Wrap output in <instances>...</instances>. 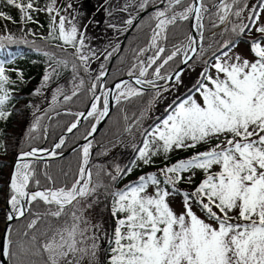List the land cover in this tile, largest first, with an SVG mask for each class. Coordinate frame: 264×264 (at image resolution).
Instances as JSON below:
<instances>
[{"label": "snow or ice", "instance_id": "snow-or-ice-1", "mask_svg": "<svg viewBox=\"0 0 264 264\" xmlns=\"http://www.w3.org/2000/svg\"><path fill=\"white\" fill-rule=\"evenodd\" d=\"M149 0H143L140 7L144 8ZM182 0H167L164 10L155 11V29L150 40V47L156 48L153 56L148 58L147 66L143 61L139 62V77H144L148 68L152 67L165 51L157 43L165 33L168 25L179 20H188L190 15L195 16L194 27L202 29L203 14L205 11L202 0L200 6L189 5L182 12L173 11L174 6L180 5ZM4 3L17 8L22 21H31V12L35 11L33 0L26 3L21 0H4ZM239 0H233L232 4L226 0H220L218 6V19L224 23ZM53 3L47 7L52 13L57 11ZM264 8V3L259 5ZM171 12V15L169 13ZM235 15L239 17L241 10L237 9ZM259 13H250L249 19L255 24L259 19ZM0 18L12 20L10 15L0 11ZM66 17L60 16L59 24L55 25L53 17L52 31L59 29V39L64 44L76 47V53L81 64L87 65L88 55L82 53L84 47V35L78 33L74 24L65 28ZM70 23V22H69ZM132 24V20L126 21ZM243 33L251 30L248 25L233 27V31ZM264 34V26L255 29ZM77 38L78 44H77ZM12 41L11 36H0V42ZM188 45L185 48L184 61L190 59L188 51L195 53V41L191 35L188 37ZM3 47V43H0ZM228 51H222L215 56V63L211 68L215 69L216 75H210L206 68L201 73L203 79L198 83L195 91L199 93L200 100L193 95L169 106V115L160 124L156 125L144 140V146L139 149L138 159L144 164L151 163L150 156L157 152H150V144L158 143L159 149L165 154L175 149L195 148L200 143H207L211 138L224 136L222 143L215 144L206 151L197 152L190 158L181 159L171 166L160 170L164 176V184L172 185L170 192L166 187H160L161 181L156 173L142 175L134 185H127L125 189L113 193L114 200L112 215L122 217L116 219L114 231V247L111 249L109 264H264V37L251 42V52L255 59L249 60L239 55H230V42L222 46ZM146 49H141L143 53ZM180 52V48L172 51L164 60L163 64L156 67L154 76L160 77L161 68L173 60ZM45 56L52 54L45 52ZM94 55V53H93ZM111 55V54H109ZM58 64L67 65V61H57ZM75 65L73 70L75 71ZM137 65L133 64V68ZM103 69V65H101ZM54 71V70H53ZM129 76L133 72L129 71ZM180 72H175L177 82ZM50 73L46 70L42 80V86L50 79ZM105 75L101 71L96 77ZM22 79V75H21ZM15 83L5 74L4 62L0 61V119H7L10 112L5 110V104L10 99L8 85ZM135 84H150L156 87L152 80L135 79ZM101 89L104 85H99ZM97 83L93 82L90 91H95ZM116 93L103 92V109H98L97 103L91 104V110L84 113H76L77 122H73L67 131L71 133L77 128L79 119L95 117L97 121L108 113V96L112 94L116 100L141 94V90L133 87L127 81H121L115 85ZM59 91V89L57 90ZM40 89H36L39 93ZM76 93L73 92V95ZM157 91V96H159ZM55 99V97H54ZM71 99L64 96V100ZM101 97L94 96V101ZM39 123V117L31 126L34 130ZM96 125H92V132ZM88 136L84 139L88 140ZM64 138L49 151L47 149L32 148L30 151L21 152L17 158L15 169L11 174V195L7 203L11 211L6 219L11 221L25 215L29 209L26 205L42 200L47 205H55V211L50 215L61 216L66 206H71L79 198L87 197L95 192L91 186V171L86 167L89 163L91 141L82 147V161L79 166L78 178L70 187L51 188L28 191L29 184L34 179V171L25 158L38 157V154L55 156L56 149L64 144ZM135 163V162H133ZM214 165L219 166V171L212 172ZM192 169H200L205 173V178L191 192L179 193L183 198V211L177 213L168 203V197L177 192L175 186L183 180V174ZM129 167L127 172H131ZM123 174L117 168V176ZM113 176L112 179H117ZM46 178L51 181L52 177ZM189 182L190 179H189ZM155 186L152 195L146 194L149 185ZM39 189V180H36ZM200 208L206 215L207 220L201 218L193 211V207ZM236 213L235 216L231 213ZM71 228H64L53 233L43 244V250L48 253V264H60V260L66 258L69 253L82 252L88 254L86 248H79L76 239L79 231V217L73 213ZM38 219V217H37ZM31 220L27 227L31 229L37 222ZM210 221V222H209ZM9 235L0 248V256L9 257L16 255L12 251V240ZM35 240V237H33ZM20 252L27 254L28 248L20 245ZM96 245L91 246V255L95 256Z\"/></svg>", "mask_w": 264, "mask_h": 264}, {"label": "trees", "instance_id": "trees-1", "mask_svg": "<svg viewBox=\"0 0 264 264\" xmlns=\"http://www.w3.org/2000/svg\"><path fill=\"white\" fill-rule=\"evenodd\" d=\"M64 1L66 2V4H72L71 8L73 9L74 6L78 4V1L81 0ZM110 1H112L111 5L115 9V12L108 14V21L110 23H108V25L106 23V25L108 28L115 26L116 30L113 28L114 30H112V32L108 31V33L105 34H109L108 37L117 36V38L112 37L111 39L112 42L115 43H113L104 57V61L101 64L103 65V68L105 67L107 60L110 57L109 54H112V52L116 50L123 33L126 31V28L129 25L126 23L127 14L129 15L131 14V12L137 13L138 11L143 9L140 7L143 0H133L129 7L122 6L121 0ZM154 1L156 0H149L148 4L144 8H147ZM212 1L213 0H202L205 6L210 5ZM97 2L98 0H82V3H85L86 8L82 6L78 8L77 6L76 9L85 10L84 13L90 11L92 17L96 14L99 8V6H96ZM188 2L189 0H182L181 4L177 6L187 5ZM242 2L243 0H239V3L235 5L234 8L238 7ZM262 3L263 0H257L251 13L258 12V10L260 9L259 5H261ZM166 4L167 0H164L163 7H165ZM218 6L209 8L205 11L203 16V39L199 50L195 54V57H200L202 56V54H204L203 57L207 55V59L205 57L206 64L202 72H204L208 65L211 63L212 58H214L216 55H219L222 51L228 50L227 48L222 47L225 42H230L234 45L236 42L240 41L242 37L239 33L231 34V32L228 31L223 32L219 36V32H221L222 29H219L217 31L215 30L213 33H209L211 29L215 28L220 23L218 16L216 15ZM154 10L155 9L147 11L132 26L121 49L113 56L108 74L105 78V83H108L112 79L125 74L128 71V67L130 66L131 62L138 61V58L141 54L139 49L148 41L150 25L154 20ZM4 12L9 13L10 16H14L13 12H7L6 10H4ZM214 14L217 17H213ZM254 18L255 16H253L251 20L248 19L247 21L246 25H248L250 29L252 20H254ZM102 20L103 16L99 18L98 23L102 22ZM188 22L189 19H178L174 24L167 26L164 36L162 37L163 40L160 41L164 43L163 48L165 49V51L161 53L160 58L164 54L169 53L174 46L185 41L189 30ZM4 23L5 19L0 18V26ZM38 24L41 27L38 31V35L37 33L35 34L38 39H42L51 45H66L62 40L59 39L57 32L54 31L53 35L49 36V32L52 31V29L48 30L47 32H43V30L46 29V18L44 17V15L39 16ZM96 27L100 28L99 26ZM247 32H249V30L245 31V33ZM104 37H106V35H104L103 38ZM262 37L264 36L257 35L250 40L247 39V41L252 42ZM220 38L223 40L225 39V41L221 44H219ZM244 40L246 39L244 38ZM0 43H3V47H0V61L4 62V68L7 70L5 74L9 76L10 80L15 81V83L8 85V89L11 95L9 101L4 106L5 110L10 112V115L7 117V119H0L1 213L3 209L2 200L5 194L4 189L6 186V169L7 165L10 162L7 160L6 156L8 154L10 155V153L14 150L24 149L33 144H42L43 146H49L51 142L58 136V134L68 125V123L74 119L77 111L83 109L86 106L93 91H90L91 88H88V82H86L87 76H85L83 83L81 82L82 87L81 85H76L75 89H66V80H64L63 89L65 91L70 90L69 93H67L66 95H60L55 101L51 102L50 104H46L45 106H38V101H41L42 98L40 93H36V89H38L39 82H41L45 67L49 64H53L52 58L54 54L50 53L52 54L51 57L45 56V51H42L31 45L27 40H12L11 42L2 41ZM152 49L154 54L156 52V48ZM103 56L104 55H102L100 59H102ZM160 58H158L157 61ZM100 59H96V62L98 63ZM60 61H67V65L65 66L64 64H59L60 67L54 69V71L50 73V77H55V80H58L62 77L66 79L71 72H74V70H71L68 60L65 57H60ZM179 62L180 54H178L173 58V60L165 64L163 70L169 71L176 67ZM82 65L84 66V64ZM56 71L58 72V75H55L54 72ZM95 73L96 71H94L92 75L95 76ZM202 79L203 77L200 75L199 79H196L187 88L176 94L173 100L169 104L164 106V108H162L161 111L144 126L139 135L138 141L132 148L131 152L126 156L127 162L122 169L123 174L118 175L117 179L115 180L112 179V184L114 185L116 181L126 179V177L127 179L125 180V182L121 183V187H117L116 189H103V191L100 193L101 200L99 202L100 204L106 202L111 216V227L109 229V232L107 233V239L104 242L105 245L103 249L100 250L103 253V255L101 256V264H106V252L108 251L110 244L114 238V231L116 227L117 218L112 215L111 207V202L113 201L114 197L113 193L117 190L125 189L127 185H134L138 181V178L142 176V174H140L141 172L137 173V176L131 175V173L133 171V162L139 153V149L144 144V140L145 138H147L148 133L167 113H169V106L174 105L176 102L193 93L198 86V83ZM42 90L45 92L48 90V87H42ZM73 92H75L76 94L73 95ZM151 92V90H141V94L139 95L129 96L127 98L116 100L112 109L107 115L101 129H99L91 139L92 143L96 144L95 147L98 145V147H100L101 144L106 143L115 137L124 135L127 131V124L135 116L136 110L138 112V107L142 106L141 104L145 101V95ZM64 96H69L71 97V99L65 101ZM134 97L140 98H138L137 103H134L135 105H132V103L129 101L133 100ZM58 103L59 105L65 106L55 108L54 106L58 105ZM19 115L22 116L21 121L18 120ZM37 117H39L38 126L36 129L32 130L31 126L34 122H36ZM94 118L95 117H89L87 119L84 118L78 124L76 129L65 136V142L61 146V148L64 149L79 140L83 135L81 134L83 129L89 127L94 121ZM113 118L115 119V122H111L109 124V120ZM138 119L139 118H137L136 120ZM113 128H118L115 133H113ZM86 130H84V133ZM80 147L81 146H78L77 148H74L72 151L66 154L50 159L48 162L41 160L30 161V164L34 171V179L31 180L29 188L37 187L36 180H39V186L42 187L44 185H50L51 183L53 185L55 182V184H57V182L58 184L63 185L68 184L70 179H72L73 177L74 169L78 162ZM197 147L193 148L192 150H197ZM95 151L96 148L94 149V151H92L93 153L91 154V156L95 153ZM168 160L169 159L167 158L160 163L153 162L144 169V171H147L145 173H149V171L157 169V167L161 165H166ZM129 167L132 168L131 172H127V169ZM46 175L51 176L52 180L49 181L46 178ZM204 178L205 176L202 178L196 177L194 179H190L191 182H189V180H186V182L188 185H195L196 187ZM28 209L29 211H26L23 217L14 220L10 226V237L13 242L11 247L13 253H16V255L12 256L11 258L7 257L8 264H48L47 252L43 250L44 242L51 238L53 233L62 230L66 224H70V222L73 220L69 215L71 214L69 212L71 206H66L61 216L59 217L50 215L51 211L57 210L55 205H47L39 199L29 205ZM33 219H37V222L31 229H29L27 225ZM33 237H35V240H33ZM26 242H28L30 245H26ZM21 244H24L26 247L29 246L27 248L30 249V252L28 251L27 254L21 253Z\"/></svg>", "mask_w": 264, "mask_h": 264}, {"label": "rangeland", "instance_id": "rangeland-1", "mask_svg": "<svg viewBox=\"0 0 264 264\" xmlns=\"http://www.w3.org/2000/svg\"><path fill=\"white\" fill-rule=\"evenodd\" d=\"M106 1L107 0H100V2H99V0H98L99 3L97 2L96 6H99V8H98V11L96 12V14L93 15L95 18L92 16L94 18L93 19L91 17L90 11L87 13L86 12L84 13L85 10L76 9L77 6H78V8L80 6L86 8L85 3L83 4L82 0L78 1V4L76 6H74L73 9L71 8L72 4H66V2L64 0H54L53 7L57 11H54L52 13H49L46 9L50 3H53V0H33L34 8L36 9L35 11H32L30 13L33 19L31 21L25 22V21H22L20 19L21 13L17 8H15L14 6L7 5L6 3H4V0H0V10H3V11L6 10L7 12L10 11V12L14 13V16H11L12 20L5 19V23L0 26V36H4V37L11 36L12 40H27V41H29V43L31 45L35 46L36 48H38L42 51H45L47 53H53L54 54V56L52 58L53 64H49L45 67L44 74L41 78V82H39V86H41V87L38 86V88L40 89L39 93H40L42 99H41V101H38V106L39 105L45 106L46 104H50L51 102L55 101L60 95H66L67 93H69L70 90L65 91L63 89L64 88V80H66V89L67 88L68 89H72V88L75 89L76 85L77 86L81 85V87H82L81 82L83 83L85 76H87L86 82H88V88H91V85L93 82L97 83V88H98L101 77L98 81L96 80V77L99 75V73L101 71H104L105 67L107 66V64L110 60V57L112 56V54L114 52H112L109 59L107 60L105 67L102 70H101V66H99V65L102 64V62L104 61V57H105L106 53L111 48L113 43H115V42H112V40H111L112 37L117 38V36L108 37L109 34H105V33H108V31L112 32V30L115 29V26H113V25H112L113 27H111V28L107 27L108 23H110L108 21L109 20L108 14L115 12V9L111 5L112 1H110V0L107 2ZM256 1L257 0H243V2L238 7L234 8L232 10V13L229 14L228 21L226 20L225 23H223V25L221 27H220V25L222 23L220 22L215 27L216 29L213 28L209 31V33H213L215 30L217 31L219 29H222V31L219 32V36H220V34H222L225 31L231 32V34L239 33L242 36L241 40L236 42L234 44V47L231 48L230 55H232V56L239 55L242 58L249 59L250 61L254 60L255 57H254V54L251 52V48H250L251 42H248L247 39L250 40L251 38L256 37L257 35L264 36V34L259 33L255 30L259 26H264V8L260 7V9L258 10V13L260 14L259 19L256 21L255 24L251 25V30H249V32L245 33V31H244L243 33H240L238 30L233 31V27L241 25V24H244V25L247 24V21L249 19V15H250L254 5L256 4ZM21 2L26 3L27 0H21ZM132 2H133V0H121L122 6H126V7H129V5ZM159 2H160V0H156L152 4L159 3ZM226 2L229 4H232L233 0H226ZM263 3H264V0H263ZM152 4H150V5H152ZM163 4H164V0H163ZM163 4L157 5V7L154 8L155 9L154 13L157 10H164L165 7H163ZM118 5H119V3H118ZM189 5H191V0H189L187 5H181V6L174 7L173 11L182 12L183 9ZM204 8H207V7L204 5ZM143 9H146V8H143ZM237 9L241 10V15L239 17H237L235 15V11ZM129 10H130V8H129ZM137 13L131 12V14H129V15L127 14L126 21L129 19H131L133 21V18L135 17V15ZM6 15H9V13H6ZM40 15H44V17L46 18V27H45L46 29L43 28V29H45V30H43V32H47L48 30L52 29L53 17H55V25H58L60 16H64V17H66V23H65L66 29L70 28L71 25L74 24L77 28L78 33H83V35H84V47L81 49V51L83 54L88 55L89 58H92V59H89L87 61L86 67H85V65L83 66L81 64V62L79 61L77 53H76V47H74L72 45H68V44L60 45V46L51 45L48 42H45L44 40L38 39V37H36L35 34L37 33V35H38V31L41 28L40 25L38 24V19H39ZM169 15H171V12L169 13ZM216 15L218 16V11H217ZM216 15L214 14L213 17H217ZM102 16H103L102 22L98 23L99 18H101ZM190 20H191V15L189 16V22H188L189 30H188V34H187L185 41L181 44H177L176 46H174L170 50L169 53L164 54L155 64L152 65V67L148 68V71L144 77L154 76L156 67H158L160 64H163V60L168 55H170L172 53V51L176 50L177 48H180L179 54H180V62H181V58H182L183 54L185 53L184 47L187 43L186 41H188V37H189V33H190V27H191L190 26V23H191ZM254 20H256V17L254 18ZM90 22H91V24H90ZM156 22L157 21L154 18L153 22L150 25V32L148 35V41L143 46H141V48L139 49V50L146 49V51H144L143 53L140 54L138 61L131 62L130 66L128 67V71L125 74L120 75V76H124V75L128 74L130 70L133 72V74H138L140 61H143L145 63V66H147L148 58L154 55L153 49H152V47H150V40H151V37L153 34V30L155 29ZM106 23H107V25H106ZM104 25H106V26H104ZM130 25L131 24L128 25L126 30L129 28ZM96 26H99L100 28H97ZM129 31H128V33H129ZM55 32H57V35L59 37L58 27L55 28ZM124 33H123V35H124ZM128 33H127V35H128ZM104 35H106V37L103 38ZM123 35H122L121 39L123 38ZM127 35H126V37H127ZM126 37H125V39H126ZM244 38L246 40H244ZM78 39L79 38H77V44H78ZM121 39H120V41H121ZM202 39H203V34H202ZM161 40H163V38L158 40L157 43L160 47H163L164 43L160 42ZM5 41H7V40H5ZM224 41H225V39L223 40L220 38L219 44L223 43ZM124 42H125V40H124ZM155 50H157V49H155ZM198 50H199V48H198ZM196 52L193 54V56L190 58V60L186 63V65L184 66V68L180 72L181 74H180L179 82H177L176 77H175L164 85L149 88V89H140V90H151L152 92L145 95V98H144L145 101L141 104L142 106L138 107V112L136 110L135 116L127 124V131L124 135L119 136V137H115L112 140L101 144L100 147H98L99 146L98 144H97L98 146L95 147L96 144L92 143L91 139L94 137V135L89 140V141H91V144H92V147L90 148V150L94 151V149L96 148L95 153L92 156H90L89 163H88V169L91 171V186L95 187V192L92 195H89L87 197L79 198L78 201L74 202L71 205V209L69 211L71 213V214H69L70 217L73 216V213H75V215L77 217H79V221H78L79 231L83 232L82 236L79 233L76 236V239L78 241L77 246L79 248H86L89 250V252H88V254H85L82 252L69 253V255L66 258H63L60 260V264H101V256L103 255V253L100 250H102L104 245H105L104 242L107 239V233L109 232V229L111 227V216L109 213V208L106 205V202L101 203L102 205L99 202L101 200L100 199V193L103 191V189L107 190L108 188L109 189L110 188L116 189L117 187L118 188L121 187V183L125 182L127 177H126V179L116 181L114 185L112 184V177L117 176V168H119L121 170L123 169L125 163L127 162L126 156L131 152L132 148L134 147V145L138 141L139 135H140L142 129L144 128V126L147 123H149L150 120L155 115H157L161 111L162 108H164V106L169 104L173 100V98L175 97L176 94H178L179 92H181L182 90L187 88L196 79H199V77L203 71V68L206 64L205 61L207 59V55L205 56L206 59H205V57H203L204 54H202V56H200V57H198V56L195 57ZM93 53H94V55H93ZM102 55H104V56L102 59H100L102 57ZM60 57H65L68 60V63H69L71 70H73V65H75L76 66L75 71L71 72L66 79H64L62 77L58 80H55V77L54 78L50 77L47 84L42 86V80H43V77L45 75L46 70L49 73H51L54 69H57L60 67V65L57 63V61L60 60ZM96 59H100L98 63L96 62ZM213 63H215V57L211 59V63L208 65L207 69H208V72L210 75L215 76L216 75L215 69L211 68V65ZM133 64H136L137 67L133 68ZM6 71L7 70L5 69V72ZM94 71H96L95 76L92 75V73ZM168 72H170V70L164 71L163 68H161L160 76H162ZM54 73H55V75H58L57 71ZM80 74H81V76H80ZM120 76H118V77H120ZM112 80H114V79H112ZM111 81H109V82H111ZM108 83H105V79H104V84L106 85ZM129 84H131V83H129ZM131 85L133 87L137 88L134 84H131ZM42 87H45V88L48 87V90L44 92L42 90ZM97 88L95 89V91L97 90ZM58 89H59V91H57ZM95 91H93V92H95ZM157 91H159V93H160L159 96L156 95ZM190 95H193L197 100H200L199 93H197L196 91H194ZM54 97H55V99H54ZM186 97H184V98H186ZM138 98H140V97H134L133 100H130L129 102H131L132 105H135L134 103H137ZM61 106H65V105H59V103H58V105H56L54 107L56 108V107H61ZM97 106H98V109L101 110V106H102L101 99L99 100ZM80 110H78V111H80ZM168 115H169V113H167L156 125L160 124L164 119L167 118ZM75 117H74V119H75ZM18 118H19L18 119L19 121L22 120L21 115H19ZM137 118H139V119L136 120ZM72 121H70L68 123V125ZM96 121L97 120L94 118V121L92 122V124L89 127L83 129V131L81 132V134H83L82 136H84L89 131V129L92 127V125L94 123H96ZM111 122H115V119L113 118V119L109 120V124ZM101 127H100V129H101ZM117 129L118 128H113V133H115V131H117ZM84 130H86L85 133H84ZM147 138L151 141V137H148V135H147ZM224 139H225L224 136H220L219 138L213 137L207 143L198 144L197 146L199 147V149L196 146L197 150H192L193 148H187V149H175V148H173L167 154H165L162 149L158 150V148H159L158 143H151L150 144V152H157V154L150 156L151 163L144 164L142 160L138 159V157H139V153H138V155L136 156V158L134 160L135 163H133V171H132L131 175L137 176L138 175L137 173H140V172H141L140 174H142V175H147L149 173H156L158 179L161 181L160 187H162V188L166 187L170 192H172L173 191L172 185H165L164 184V176L161 174L160 170L166 166H171V164H173V163H175L181 159L190 158L193 154H195L197 152L206 151L209 148H211L212 146H214L215 144L222 143L224 141ZM75 143H73V144H75ZM73 144L69 145L68 147L72 146ZM79 146H81L80 147V155L78 158L77 165L75 166V169H74L73 177H72V179H70L69 183L66 185H63V184H58V182H57V184H55L56 183L55 182L53 185L51 183L50 185H47V186H45V185L43 187L39 186V188H46V187L60 188V187H70L71 186V184L75 181V179L78 178L79 166H80V163L82 161V147H83V145H79ZM143 146H144V144L142 145V147ZM68 147H66L64 149H62L60 147L59 150H65ZM13 149H14V147H13ZM14 151L16 152L17 150H14ZM14 151H12L10 153V155L8 154L9 156L8 155L6 156L7 160L10 161L9 164L7 165V169H6L7 175L9 172V167H10L12 158L15 154ZM167 158L169 160H168L166 165H161V166L157 167V169H153V170H151L152 169L151 168L150 169L151 171H149V173H145L147 171H144V169L146 167H148L150 164H152L153 162H156V163L163 162ZM41 161H43V160H41ZM48 161H45V162H48ZM211 171L212 172L219 171V166L214 165L212 167ZM204 176H205L204 171L200 170V169H192L189 172H186L183 174V177H184L183 180L180 181L175 186L177 192L168 197L169 205L177 213H180L183 211V198H182V195H180L179 193H182L184 191L191 192L195 189V185L194 186L188 185L186 180H189L192 178L194 179L196 177L202 178ZM6 178H7V176H6ZM154 192H155V186L150 184L148 186V188L146 189V194L152 195V194H154ZM113 200H114V197H113ZM2 204H3V200H2ZM112 206H113V201L111 202V207ZM2 211H3V209H2ZM193 211L196 212V214L198 216H200L201 218L207 220L205 213L200 208L194 206ZM231 215L235 216L236 213L235 212L231 213ZM122 216H123L122 213H118L116 218L122 217ZM73 223H76V221L72 220L70 222V224H68V225L66 224L63 227V229L64 228L70 229L71 226L73 225ZM2 224H3V214L0 213V233L2 230ZM93 244L96 245L95 256L91 255V246ZM26 245H30V244L28 242H26ZM114 246L115 245H114V238H113V240L110 244V247H109L108 251L106 252V258H107L106 264H109L111 249ZM27 247H29V246H27ZM28 251L30 252L29 248H28ZM47 255H48V253H47Z\"/></svg>", "mask_w": 264, "mask_h": 264}, {"label": "water", "instance_id": "water-1", "mask_svg": "<svg viewBox=\"0 0 264 264\" xmlns=\"http://www.w3.org/2000/svg\"><path fill=\"white\" fill-rule=\"evenodd\" d=\"M220 3V0H214L210 5L206 6L207 8H205V11L208 10L209 8H214L216 6H218ZM163 4V0H160L159 3H155V4H152L150 5L149 7H147L146 9H142L140 10L136 15L135 17L133 18V21H132V24L129 26V28L125 31L124 35H123V38L121 39V41L119 42V45L118 47L116 48V50L114 51V53L112 54V56L110 57V60L107 64V66L105 67L104 69V73L105 75L103 77H101L100 79V83L99 85H104V78L108 72V69L110 67V64H111V61H112V58L113 56L120 50V48L122 47L123 43H124V40H125V37L128 33V31L130 30V28L132 27V25L138 20V18L143 15L144 13H146L147 11L149 10H152L154 9L155 7H157V5H161ZM191 5H195V6H200V0H191ZM204 11V12H205ZM204 16V14H203ZM191 23H190V33L189 35L192 36V38L194 39L195 41V47L196 49L198 50L200 44H201V41H202V34H203V28L202 29H197L196 27H194V22L196 23V20H195V16L194 14L191 15ZM201 23L203 24V19L201 21ZM225 23V22H224ZM223 25V23L220 25V27ZM186 45L185 47H187L189 41H186ZM185 51V50H184ZM182 54V53H181ZM194 53H192L191 51H188L187 52V55L191 58L193 56ZM184 56H185V53L183 54L182 58H181V62L175 67L173 68L172 70H170V72L160 76V77H155V76H149V77H139V73L138 74H133L132 76H129V74H126L124 76H120V77H117L116 79L112 80L111 82H109L108 84L104 85V88L101 89L98 85V88L95 92H93L90 96V99L87 103V105L85 106V108L81 109L80 111H78L77 113H84V116H87V112L89 110H91V104L93 102H96L98 104L99 101H94L93 100V97L94 96H99L101 97V101H102V106H101V110L103 109V92L104 91H108L109 93H115L113 92V88L115 87V85L117 83H120L121 81H127L128 83H131V84H134L138 89H149V88H153L152 85L150 84H141V85H137L135 84V79L136 78H140L141 80H152L154 81L156 87L158 86H161V85H164L166 84L167 82H169L170 80H172L173 78H175V75H172L173 73L175 72H181L182 69L184 68V66L186 65L184 61ZM190 60V59H189ZM188 60V61H189ZM187 61V62H188ZM116 99L114 98V96L112 94H110L108 96V113L110 112V110L112 109L114 103H115ZM108 113L102 118L100 119L99 121H96V123H94L96 125V130L94 132H92V135L91 136H88V133L90 131H92V127L89 129V131L84 135L82 136L75 144H73L72 146L68 147L67 149L65 150H59V149H56V152L57 154L55 156H51V155H45L43 153H40L38 154V157H29V158H25V161L24 162H29L32 161V160H43V161H48L50 159H53V158H56V157H59L63 154H66L68 152H70L71 150H73L74 148L78 147L79 145H84L85 143H87L92 137L93 135L100 129V127L102 126L106 116L108 115ZM84 119V117H81L79 119V122L78 124ZM73 122H77V117H75V119L62 131L59 133V135L57 136V138H55L51 144L49 146H43L42 144H33V145H30L24 149H20V150H17L12 158V161H11V164H10V167H9V172H8V175H7V178H6V186H5V195H4V198H3V211H2V214H3V224H2V230H1V233H0V248H2L4 242H5V237L9 235V229H10V226L12 224V222L14 220H16L17 218H14L13 220L9 221L6 219V216H7V213L9 211H11V208H10V205H8L7 201L8 199L10 198V195H11V191H10V180H11V174L12 172L14 171L15 169V165H16V162H17V158L19 156V154L21 152H24V151H30L32 148H38V149H47L49 151H51L55 145L57 143L60 142V139L61 137L65 138L66 135L69 134V132L67 131V128L73 123ZM85 136H88V140H85L84 137ZM92 154V151L90 150V154H89V159H90V156ZM86 167L88 168V164L86 165ZM44 188H39L38 187H35V188H28V191H36V190H42ZM27 208H29V205H26ZM26 213V212H25ZM0 264H8V261H7V257H2L0 256Z\"/></svg>", "mask_w": 264, "mask_h": 264}, {"label": "bare ground", "instance_id": "bare-ground-1", "mask_svg": "<svg viewBox=\"0 0 264 264\" xmlns=\"http://www.w3.org/2000/svg\"><path fill=\"white\" fill-rule=\"evenodd\" d=\"M194 24H196V23L194 22ZM185 48H186V47H184V50H185ZM107 74H108V72H107ZM107 74H106V75H107ZM105 78H106V76H105ZM105 78H104V79H105ZM116 91H117V90H116V88L114 87V88H113V92L116 93ZM10 208H11V207H10ZM1 213H2V212H1Z\"/></svg>", "mask_w": 264, "mask_h": 264}, {"label": "flooded vegetation", "instance_id": "flooded-vegetation-1", "mask_svg": "<svg viewBox=\"0 0 264 264\" xmlns=\"http://www.w3.org/2000/svg\"><path fill=\"white\" fill-rule=\"evenodd\" d=\"M111 65V64H110ZM109 71V70H108Z\"/></svg>", "mask_w": 264, "mask_h": 264}]
</instances>
